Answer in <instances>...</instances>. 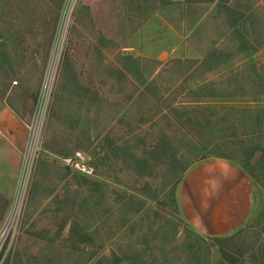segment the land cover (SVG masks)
<instances>
[{"label": "rangeland", "instance_id": "1", "mask_svg": "<svg viewBox=\"0 0 264 264\" xmlns=\"http://www.w3.org/2000/svg\"><path fill=\"white\" fill-rule=\"evenodd\" d=\"M204 159L252 178L229 233ZM17 209L1 264H264V0H0V232Z\"/></svg>", "mask_w": 264, "mask_h": 264}, {"label": "crops", "instance_id": "2", "mask_svg": "<svg viewBox=\"0 0 264 264\" xmlns=\"http://www.w3.org/2000/svg\"><path fill=\"white\" fill-rule=\"evenodd\" d=\"M196 169H200L206 181L203 191L212 197L216 220L205 217L206 225L214 226L209 230L225 234L238 228L246 220L252 205L253 181L250 175L224 159H204Z\"/></svg>", "mask_w": 264, "mask_h": 264}, {"label": "built area", "instance_id": "3", "mask_svg": "<svg viewBox=\"0 0 264 264\" xmlns=\"http://www.w3.org/2000/svg\"><path fill=\"white\" fill-rule=\"evenodd\" d=\"M41 101L43 102V100H40L36 107L39 113L46 108V104L42 103ZM32 137V141L28 145V148L27 150H25L24 154L26 156V166L24 167L22 175V181L24 184L26 183V177L29 176L28 171L29 168H31L33 160L36 157V153L38 150H41L40 148H42V141L40 139V136L35 133L32 135ZM61 161L66 167L79 171L84 175H93L96 172L95 166L92 163L87 162L85 156L80 151L75 152V154L71 156H63L61 158ZM23 188L24 185L22 186V192L19 193L22 196H24ZM18 218L19 210L17 209L16 211L12 212L8 223L0 232V264L2 262L1 260L4 256L5 251L9 250V248H11V245L13 244L16 230L18 228Z\"/></svg>", "mask_w": 264, "mask_h": 264}, {"label": "trees", "instance_id": "4", "mask_svg": "<svg viewBox=\"0 0 264 264\" xmlns=\"http://www.w3.org/2000/svg\"><path fill=\"white\" fill-rule=\"evenodd\" d=\"M255 151H256V149H253V150H252V154H253ZM185 169H186V166H183V167L181 168V171H185ZM215 238H216L217 241L220 242V244H224V243H223L224 240H225L224 237H215ZM226 239H227V240H230L231 238L228 237V238H226ZM235 244H236L235 241H233V242H231V243L228 244V246H229L232 250H230V249L228 248V246H227V247H225V246H220V247H219V248H220V251H221V253H222L223 258H224L226 261H228V262H232V263L238 262V261H239V256L242 255L241 250H239V249H238V246L235 245ZM235 251H236V253H235ZM100 262H101V259H98L94 264H99Z\"/></svg>", "mask_w": 264, "mask_h": 264}]
</instances>
